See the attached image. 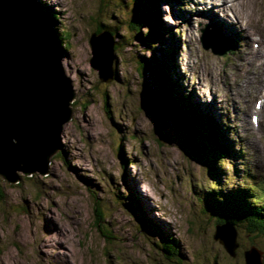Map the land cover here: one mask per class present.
<instances>
[{"label": "rangeland", "instance_id": "374dc122", "mask_svg": "<svg viewBox=\"0 0 264 264\" xmlns=\"http://www.w3.org/2000/svg\"><path fill=\"white\" fill-rule=\"evenodd\" d=\"M31 1L62 54L73 117L47 168L28 162L32 171H18L17 183L0 176V264H245L252 246L264 262V232L235 228V257L213 238L220 196L247 191L245 205L264 202V0H158L156 44L131 27L135 0ZM148 31L144 25L140 33ZM101 33L114 42L107 83L91 65L101 55L90 38ZM205 34L217 36L226 53L205 49ZM155 58L166 66L159 77L171 92L155 72L138 70L141 63L154 68ZM156 82L164 101L187 97L186 108L211 121L228 146L217 174L180 144L172 121L157 124L141 109L147 96L160 103Z\"/></svg>", "mask_w": 264, "mask_h": 264}, {"label": "water", "instance_id": "95a60500", "mask_svg": "<svg viewBox=\"0 0 264 264\" xmlns=\"http://www.w3.org/2000/svg\"><path fill=\"white\" fill-rule=\"evenodd\" d=\"M202 42L215 55L226 53L216 48L220 47L217 36L205 34ZM55 43L45 16L31 0H0V176L10 183L18 182V171H32L27 169L28 162L39 160L48 167L61 149L64 125L73 117L75 97L70 80L63 75L62 54ZM90 45L94 55H101L91 59L93 69L102 82H110L114 77L113 38L93 34ZM50 58L54 62L45 61ZM9 89L17 103L4 102ZM140 107L158 124L159 108L150 96ZM213 238L235 257L239 243L233 225H217ZM244 259L245 264H264L262 251L254 246L244 252Z\"/></svg>", "mask_w": 264, "mask_h": 264}, {"label": "trees", "instance_id": "16d2710c", "mask_svg": "<svg viewBox=\"0 0 264 264\" xmlns=\"http://www.w3.org/2000/svg\"><path fill=\"white\" fill-rule=\"evenodd\" d=\"M179 1V0H175ZM137 5L139 6V13L132 21L133 25L131 26L136 30V34L138 38H142V41L147 43L156 44L157 42L162 41L160 37L161 23L159 21V11L156 9L158 5V0H135ZM156 10V12H155ZM151 19V22H150ZM144 25H147L148 32L145 35V38L142 36L141 30ZM103 29H106L104 27ZM100 28H98L97 32H100ZM113 35L115 32L109 31ZM154 40V41H153ZM59 41V40H58ZM58 47L62 50V46L58 45ZM170 53L167 52L163 55V60H171ZM154 68L146 67V64L141 63L139 71H147L149 73H156L158 77H153L155 81L165 82L167 84V90L170 84L165 80V77L160 79V74L166 72V66H164L159 60L155 58L154 62L151 63ZM148 68L149 70H146ZM164 75V74H163ZM177 76V75H176ZM156 78V79H155ZM179 84V82H177ZM176 83V84H177ZM169 85V86H168ZM175 85V84H174ZM173 88V87H172ZM161 92H165L160 83L156 82L155 87H153V93L157 97V102L159 108V122L162 123L165 121H172L174 128L180 133V138L182 146H186L188 151H190L193 156L203 160L207 166H209L212 172H218V166L216 165L217 160L224 159L228 155L229 148L226 146L221 139V137L216 132V129L213 127L211 121H203L201 117L193 114L194 112L190 111V108H186L185 103H189L187 99L183 97L181 100H177L178 97L176 95L177 101L169 103L167 99L165 101L161 98ZM174 89V88H173ZM159 90V91H158ZM181 90V89H180ZM175 94V90H173ZM171 92V91H170ZM181 97V96H180ZM171 102V101H170ZM182 103V104H181ZM187 113L189 115H187ZM218 147V148H217ZM3 182L0 179V201L4 200L5 192L2 189ZM260 192L264 194V186L260 188ZM222 198L223 203L218 202L217 200L214 202L216 205L215 211L218 212L217 225L223 223H229L233 225L235 228L246 225L249 232H264V219L259 218L260 210L264 209V202L255 203V205H245L244 203L251 200V197L247 191H241L239 195H223L220 196ZM264 200L263 199L261 201ZM250 206V207H249ZM164 250L166 252H172L171 242L164 241Z\"/></svg>", "mask_w": 264, "mask_h": 264}, {"label": "bare ground", "instance_id": "6f19581e", "mask_svg": "<svg viewBox=\"0 0 264 264\" xmlns=\"http://www.w3.org/2000/svg\"><path fill=\"white\" fill-rule=\"evenodd\" d=\"M221 6H223V3L222 2H220L219 3ZM220 7V6H219ZM206 14V13H205ZM245 35H246V33H245ZM245 35H242V36H245ZM241 36V35H240ZM56 48H57V46H56ZM230 48V47H229ZM230 51V50H229ZM59 52H60V50H59ZM233 54V53H232ZM46 62H54V61H52L51 60V58L50 59H46L45 60ZM61 64V63H60ZM259 68V67H258ZM2 69H1V67H0V71H1ZM64 75V74H63ZM65 76V75H64ZM66 77V76H65ZM173 77H177V76H174V74H173ZM71 82V81H70ZM70 86H72V83H70ZM72 89H73V86H72ZM71 88H70V91H71V94H72V96H74V90H72ZM0 94H2V93H0ZM3 95V94H2ZM8 97L7 98H5V100H4V102L5 103H17V96H15L14 95V93L9 89V91H8V93L6 94ZM250 95V94H249ZM254 95V94H253ZM186 99H187V97H186ZM187 101L189 102V100L187 99ZM258 101H260V100H258ZM73 102V101H72ZM190 103V102H189ZM259 103V102H258ZM256 107V106H255ZM200 108L201 109H203L202 108V106H200ZM214 109L217 111V108L216 107H214ZM248 109H249V107H248ZM248 109H247V113H248ZM205 110H208V111H210V113H212V115H213V117H216V118H218L217 116H214V110H213V107H207V108H205ZM259 110V109H258ZM246 113V114H247ZM249 114V113H248ZM254 114V113H253ZM221 120V119H220ZM249 126V125H248ZM252 127V126H251ZM218 148V147H217ZM217 174V173H216Z\"/></svg>", "mask_w": 264, "mask_h": 264}]
</instances>
